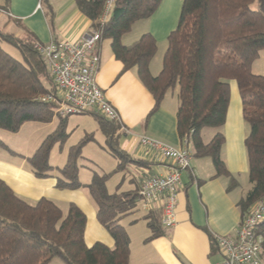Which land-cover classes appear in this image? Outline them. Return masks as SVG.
I'll list each match as a JSON object with an SVG mask.
<instances>
[{
	"label": "trees",
	"instance_id": "1",
	"mask_svg": "<svg viewBox=\"0 0 264 264\" xmlns=\"http://www.w3.org/2000/svg\"><path fill=\"white\" fill-rule=\"evenodd\" d=\"M10 1L5 0L1 8L6 10ZM75 2L93 21L94 28L101 29V41L111 39L113 53L124 70L137 69L140 80L154 96V110L169 90L178 86V134L183 143H192L195 157L212 158L216 176L231 177L221 154L225 136L219 132L205 143L202 130L226 123L232 82L237 83L250 129L245 146L252 187L239 201L243 219L264 198V75L252 71L264 49V0H183L158 75H153L150 68L158 51L155 36L146 32L130 45H125L122 37L137 21L153 16L163 0H117L104 26L99 17L105 0ZM255 2L257 8L252 7ZM42 3L51 9L49 0ZM3 42L14 46L20 58L7 51ZM36 42L19 39L0 28V128L19 132L28 121L47 123L55 115L54 104L37 99L55 92V87ZM97 120L107 147L119 160L112 173L124 170L132 159L120 145V125L100 113ZM66 137L62 122L30 156L17 153L1 139L0 148L25 159L38 178L55 176L57 188L76 190L84 186L79 176L83 147L94 137L88 134L70 147L66 164L55 167L49 162L51 152L57 143L63 145ZM112 173L94 172L87 186L99 221L115 240L114 247L103 242L87 245V215L76 203H70L66 213L47 197L31 203L0 178V264H50L55 257L66 264H131V240L120 219L136 208L140 190L110 193L107 181ZM230 182L229 189L238 185L233 177ZM146 219L152 231L149 239L165 233L160 227L159 210L150 211ZM258 232L264 236V223Z\"/></svg>",
	"mask_w": 264,
	"mask_h": 264
},
{
	"label": "crops",
	"instance_id": "2",
	"mask_svg": "<svg viewBox=\"0 0 264 264\" xmlns=\"http://www.w3.org/2000/svg\"><path fill=\"white\" fill-rule=\"evenodd\" d=\"M50 4L51 9L43 5L42 0H11L8 8L4 10L1 7L5 6V0H0V24L20 38L41 43L76 40L95 29L93 21L79 10L75 0H51ZM178 21L179 4L174 7L172 2L163 0L153 16L137 21L131 31L123 35L122 42L130 45L144 33L151 32L157 40L158 51L151 61L150 68L153 75H158L168 47V36L177 27ZM97 50L101 55V65L96 79L108 101L120 114V145L132 159L122 172L127 170L132 175L130 184H134L135 188L126 191L140 190L148 175L165 172L171 161L152 159L151 154L139 143L138 137L147 135L174 147L183 145L177 130L178 90L171 96L167 93L160 107L154 110V96L140 80L136 68L124 70L123 63L113 53L111 39H102ZM97 114L96 110H91L62 118L55 112L50 122H39L43 125L37 127V130H42L46 138L63 122L67 137L63 145L57 143L54 148L58 147L63 154L68 155L70 147L78 144L88 134L93 135L94 140L90 142H94L96 133L100 132L106 143L107 138L99 127ZM219 128L208 133L203 141L208 143L217 133H223L225 143L222 147V158L230 176L238 185L229 189L231 177L216 176L212 158L195 157L193 145L188 143L187 146L192 152L191 170L181 174L183 186L178 196L176 225L171 229L160 225L165 233L149 239L152 231L146 216L150 211L144 206L143 214L132 211L120 219L131 240V264H217L222 261L223 256L212 235L236 234L242 218L239 201L252 187L245 146L250 129L243 116L241 95L235 81L232 82L227 121ZM73 136L78 142H68ZM85 148L87 146H84L83 150ZM19 158L18 162H14L10 161L9 157H0V178L20 197L31 203L47 197L60 206L61 200L79 204L87 215V245L103 242L109 247H114L115 240L99 221L97 206L89 196L83 195L80 188H57L55 176L38 178L27 161ZM159 205L160 203H155L151 211L161 212ZM262 258L264 260V248Z\"/></svg>",
	"mask_w": 264,
	"mask_h": 264
},
{
	"label": "built area",
	"instance_id": "3",
	"mask_svg": "<svg viewBox=\"0 0 264 264\" xmlns=\"http://www.w3.org/2000/svg\"><path fill=\"white\" fill-rule=\"evenodd\" d=\"M116 1L105 0L99 17L101 26L109 21ZM101 32V29L95 28L76 40L35 43L55 87V92L39 95L37 99L54 104L59 117L66 118L96 110L105 118L121 124L119 112L108 101L96 79L101 65V55L97 50ZM138 141L151 154L152 159L171 161L165 172L148 175L140 188L144 208L151 211L155 203H160L162 225L165 229H171L177 223L178 196L183 186L181 174L191 170L192 152L187 141L180 147L147 135H140ZM262 223L264 198L254 204L240 220L234 236L218 233L212 235L223 256L217 264H264V236L258 232Z\"/></svg>",
	"mask_w": 264,
	"mask_h": 264
},
{
	"label": "rangeland",
	"instance_id": "4",
	"mask_svg": "<svg viewBox=\"0 0 264 264\" xmlns=\"http://www.w3.org/2000/svg\"><path fill=\"white\" fill-rule=\"evenodd\" d=\"M172 2L174 7L178 6L179 4V17L182 8L183 0H168ZM51 3V0H49ZM253 8H257L258 4L255 2L252 5ZM142 23V22H140ZM144 23V22H143ZM1 30L7 33H11L22 40H27L24 38H20L15 34L13 31H7L5 25L0 24ZM136 29V28H134ZM140 29V26L139 28ZM4 48L9 51L13 56L20 58V52L12 45L3 42ZM164 48V46L162 47ZM252 71L254 73L264 74V49L260 52V56L254 62V66H252ZM178 90V86L174 89L169 90L168 95H172L175 91ZM43 124L36 122V121H28L26 122L19 132H12L3 128H0V139L3 140L8 146H10L14 151L18 152L19 154L30 156L32 155L36 149L41 145L45 138V134H43L42 130H37V127H42ZM219 127H206L202 131V138H207L208 133H212L215 131L214 129H218ZM221 129V128H219ZM102 134L96 133V141L90 142L83 151V158L79 160L80 170L79 176L80 180L84 183V186L81 187L79 190L83 193V195L89 196L91 200L92 196L89 192V188L87 184L91 181L94 172L98 173H112L115 168H117L118 158L113 155L107 144L105 143L104 139L101 136ZM76 142L78 139H75V136L68 139V142L73 141ZM78 142V141H77ZM9 157L10 161L18 162L20 160L19 157L11 156L6 150L0 148V157ZM68 159V155L63 154L62 151L59 150L58 147H55L50 156V164L55 167H63ZM132 175L128 173L127 170L124 172H114L111 174L107 181V188L110 193L115 192H124L126 190L135 188V185L130 184V178ZM66 213L69 208L68 201L61 200L59 202ZM77 204V203H76ZM78 206L83 210V208L78 204ZM84 211V210H83ZM85 212V211H84ZM133 213H140L143 214V201L142 199L137 200L136 208L133 210ZM86 214V213H85ZM50 264H66L61 258L55 257L50 262Z\"/></svg>",
	"mask_w": 264,
	"mask_h": 264
}]
</instances>
